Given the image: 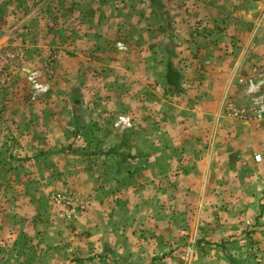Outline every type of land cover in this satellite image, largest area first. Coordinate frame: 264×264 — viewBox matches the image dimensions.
<instances>
[{"label": "crops", "instance_id": "crops-1", "mask_svg": "<svg viewBox=\"0 0 264 264\" xmlns=\"http://www.w3.org/2000/svg\"><path fill=\"white\" fill-rule=\"evenodd\" d=\"M49 1L45 7L28 9L23 24L31 18L40 21L37 16L44 12L46 20L56 22L59 19L57 23L61 29L76 18L83 24L89 23L90 27L83 28L84 33L75 38V43H69V35H66L57 46L56 42L51 45V41H47L52 38L44 35L43 29L35 28L30 31L33 35L28 36V27L22 28V24L13 37L9 32L0 39V48L15 45L31 52L34 49L33 54L47 45L61 48L55 65V83L61 94L89 95L93 90L111 92L115 100L121 101L117 109L100 104L91 110L89 105H84L85 116L115 110V115L128 114L133 119V130L125 132L130 136L131 153L115 149L110 151L113 154L99 156L102 160L112 157L119 164L123 159L130 160V171L126 173L131 178L127 184H124L126 181L116 182L115 186L117 195L114 198H119V211L122 208L129 211L127 216H119L116 221L118 227L123 228L110 233L103 226L102 232L85 234L80 248L68 257L79 256L82 264H156L153 259L157 258L161 264H172L169 258L176 253L170 254V248L166 247L168 236L163 237L170 217H154L140 206H154L152 195L168 191L170 187L184 193L183 199L187 192L202 193L213 175H224L233 181L243 160H250L257 168L264 166V124L220 117L224 98L246 104L245 87L238 84L237 79L249 76L255 66L264 67V12L261 23L253 22L250 28L249 18L257 11L240 8L241 0ZM240 13L242 22L235 19ZM196 30L200 31L198 37L192 34ZM101 31L111 35L106 38L103 34L100 39ZM128 32L136 33L128 55L111 57L105 51L100 52L109 46L110 37L116 34L125 37L123 33ZM12 38L13 46L10 44ZM71 46L79 51H69ZM91 48L100 51L93 53ZM33 62L37 64L38 59L34 58ZM167 63H171L181 76L179 93H172L165 85ZM142 86L147 90L158 87L156 95L172 97L178 102H165V105L154 107L157 109L144 110L133 106L134 103L126 107V102L136 101L135 96L144 92ZM11 111L17 115L24 113L21 105L13 106ZM9 115L6 118H13ZM4 123L0 121V128ZM122 173L124 169L121 168L115 175ZM130 185L136 186L133 191L138 193L126 195L127 199L129 202L136 200L138 207L129 203L126 208L120 203L124 192L132 190ZM230 185L226 184V188ZM158 197L162 196L158 194ZM188 200L197 204V199L189 197ZM56 237L53 232L44 234L48 241ZM56 252L59 251L44 248V253L50 257L45 264H73L69 259L58 261ZM10 255V250L0 249V264L41 263L36 255L31 261H20L17 256L7 262Z\"/></svg>", "mask_w": 264, "mask_h": 264}, {"label": "rangeland", "instance_id": "rangeland-1", "mask_svg": "<svg viewBox=\"0 0 264 264\" xmlns=\"http://www.w3.org/2000/svg\"><path fill=\"white\" fill-rule=\"evenodd\" d=\"M48 3L49 0H0V39L9 32L13 37L28 9L45 7ZM239 6L249 12L257 11L249 18L250 28L253 22L261 23L264 0H241ZM240 15L235 19L241 21ZM37 17L40 21L31 18L21 27L27 25L28 36L33 35L30 31L35 28L43 29L42 33L52 38H47L51 45L56 42L58 46L66 35L69 43H75V38L84 33L83 28L90 27L76 18L61 29L59 19L46 20L44 12ZM195 32L192 34L198 37L200 31ZM103 34L106 38L111 35L101 31L98 37L103 39ZM123 34L125 37L119 34L110 37L104 50L90 51H105L111 57L128 55L136 33ZM10 42L13 46L14 38ZM8 48L19 56V61L12 65L11 84L0 91V121L5 122L0 128V249L11 251L7 262L17 256L20 261H31L36 255L40 264H45L50 257L44 248L49 247L59 251L58 261L69 259V263L82 264L79 256L72 259L68 256L80 248L84 235L102 232L103 226L110 233L119 232L123 227H118V217L124 218L129 213L123 208L119 211V198L114 197L116 182L127 184L131 178L126 173L130 171V160L123 159L119 164L112 157L102 160L99 156L115 149L131 153L130 136L125 132L133 130L132 115H115V110H111L85 116L84 105L91 110L100 104L117 109L121 101L115 100L111 92L61 94L55 83L56 56L61 48L47 45L36 54L34 49L31 52L15 45ZM69 51L79 50L71 46ZM50 55L55 56L54 73L48 78L43 65ZM34 58L38 59L37 64ZM31 76H35V82ZM35 85L40 89L35 90ZM142 88L144 92L135 96L136 101L126 102V107L134 103L133 106L145 110L169 101L178 102L156 95L158 87ZM16 105L23 106L24 113H12L11 108ZM8 115L13 118H6ZM241 164L233 181L224 175H213L202 193L187 192L183 199L184 193L170 187L152 195L154 206H140L154 217H170L163 237L168 236L166 247L170 248V254L176 253L169 258L172 264H264V184L260 181H264V166L257 168L250 160ZM121 168L126 174L115 175ZM131 186L132 190L125 191L124 199L120 200L126 208L129 203L137 206L136 200L131 198L133 201L129 202L126 196L138 193L133 191L136 186ZM189 197L197 199V204ZM46 232L56 233L57 237L48 241L44 238ZM160 261L153 259L156 264H161Z\"/></svg>", "mask_w": 264, "mask_h": 264}, {"label": "built area", "instance_id": "built-area-1", "mask_svg": "<svg viewBox=\"0 0 264 264\" xmlns=\"http://www.w3.org/2000/svg\"><path fill=\"white\" fill-rule=\"evenodd\" d=\"M19 61V56L8 47L0 48V91L8 87L12 82V65ZM55 56L50 55L44 62V70L48 78L54 73ZM35 82V76H31ZM238 84L245 87L244 99L246 104H240L236 100L224 98L220 107V117L238 121L241 123L264 124V67L255 66L247 77L237 79ZM48 86V85H47ZM35 90L40 86H34ZM46 91V88L41 90ZM258 158L255 159L257 162Z\"/></svg>", "mask_w": 264, "mask_h": 264}, {"label": "trees", "instance_id": "trees-1", "mask_svg": "<svg viewBox=\"0 0 264 264\" xmlns=\"http://www.w3.org/2000/svg\"><path fill=\"white\" fill-rule=\"evenodd\" d=\"M164 80H165V85L167 89H169V91H172V93H175V94L180 92L178 90H180L181 76L176 71V69L171 65V63H167ZM107 154H113V153L108 152Z\"/></svg>", "mask_w": 264, "mask_h": 264}]
</instances>
